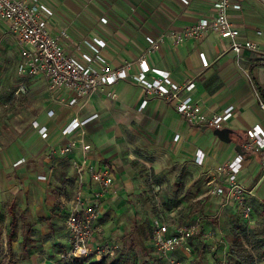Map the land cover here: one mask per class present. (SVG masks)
<instances>
[{"label":"crops","instance_id":"obj_1","mask_svg":"<svg viewBox=\"0 0 264 264\" xmlns=\"http://www.w3.org/2000/svg\"><path fill=\"white\" fill-rule=\"evenodd\" d=\"M40 1L54 10L53 16L49 19L52 32L59 34L62 29H67L69 36L62 37V42L70 53L80 56L82 50H87L83 40L98 36L107 41V45L102 48L104 64L112 68L122 67L126 61L132 64L128 67L130 73L128 78L105 86L104 90H99L90 97L80 98L76 104L69 103L73 94L66 98L60 97V93L54 91L51 95L52 100L40 102L37 115L30 120L31 126L28 130L30 139L25 142L14 141L10 147L12 158L24 159L23 171L31 158L38 157V161L42 162L51 147L63 146L74 138L92 146L90 156L98 167L110 163L119 170L122 157L126 156L131 148L146 149L148 146L163 148L165 145L175 151L173 154L176 161H180L177 162L179 165H187L188 169L195 172L194 181L197 178L205 179L204 175L207 174L211 181L217 174L216 169L220 164L232 161L241 154L244 159L239 180L245 186V194L253 208L252 223L245 222L243 218L242 221L244 225L252 226L264 219V148L256 151L247 150L245 147L248 130L257 124L264 128V109L260 104L264 97L256 87V84H259L264 91L263 0H241V9L229 11L231 20L241 31V39L248 38L260 44L259 51L247 50L242 59H239L238 54L231 49V39L216 33H208L200 38H188L179 43L167 35L154 53L149 54L146 51L147 36H158L171 28L179 29L195 23L213 11L217 0H189L188 3L183 0ZM102 17H107L108 22H102ZM2 19L0 25L11 32L9 24H3ZM18 47L20 51V46ZM202 54L208 61L207 66L202 61ZM140 56H144L152 67L167 70L178 80H194L195 87L186 94H190L194 102L203 105L208 115L222 114L233 107L231 117L223 126L234 130L231 141H225L214 134L215 128L209 129L207 123H191L176 109L173 101L147 92L143 85L135 81L132 76L140 71L137 62ZM96 65L100 68L103 64L96 62ZM155 74L151 72L149 78H153ZM109 92L116 93V96H110ZM146 99L148 102L142 108V102ZM90 117L93 118L71 134L64 133V128L73 120L83 121ZM206 125L207 128L203 127ZM42 127L47 128V137L42 136L40 130ZM129 138L132 141H129ZM239 144L242 145L243 153L237 150ZM81 151L78 147L74 152L66 153L70 161L69 165L63 168L68 171L64 178L67 187L61 194L59 193L56 208L64 218L66 215L63 201L70 198L74 192L75 171L72 161L75 157L81 156ZM49 171L37 173L41 188L46 185L43 180L48 179L51 173ZM24 174L30 180L33 177L29 176L27 170ZM40 176L45 177L41 179ZM98 189L99 187L88 177L89 195H93L92 192ZM37 191L40 193V190ZM112 196L113 191L100 198V201L104 200L105 211L109 207L108 202L113 199ZM198 199L200 210L202 208L204 209L202 212L218 218L221 226L230 229L229 225L234 224L235 229L241 228L236 223V218L240 217V214L236 213L238 211L236 201L211 194L208 190L201 192L193 201ZM48 204L50 208L54 205L52 202ZM30 205L33 207L32 203ZM35 205L39 207L37 202ZM104 216L103 211V221ZM22 217V227L25 234H28L35 223L30 222L25 215ZM161 217L164 221V216ZM13 218L17 221L14 215L12 221ZM12 221L13 229L16 222L12 224ZM179 221L176 217L169 222L174 226ZM107 229L105 222L103 236L105 240L110 238ZM193 239L190 240L193 247L191 255L195 253ZM65 241L69 246V239L66 238ZM242 241L249 245L246 239L243 238ZM149 242L152 245L151 238ZM180 252L184 251L174 253L176 258V254ZM204 264L207 263L204 261Z\"/></svg>","mask_w":264,"mask_h":264},{"label":"rangeland","instance_id":"obj_2","mask_svg":"<svg viewBox=\"0 0 264 264\" xmlns=\"http://www.w3.org/2000/svg\"><path fill=\"white\" fill-rule=\"evenodd\" d=\"M1 22L8 24L3 19ZM17 44L16 37L0 25V264H65L71 260L62 261L60 255L68 247V233L65 218L56 208L59 193L67 187L64 178L68 171L63 168L69 165V158L60 146H53L45 160L31 158L23 171L24 159L12 158L10 147L14 141L30 139V120L37 115L40 102L52 100L54 92L66 98L72 92L52 89L44 75L21 73L24 61ZM211 128L214 127L209 125ZM173 152L165 145L135 147L122 157L121 170L107 162L116 178L111 190L114 196L106 211L104 200L100 201L101 210L108 239L118 245L115 255L107 257L108 263L156 264L151 261L149 241L163 215L168 223L176 217L179 222L200 220L202 231L193 239L195 253H177L180 264H221L223 259L228 264H264V219L252 226L244 225L237 207L240 217L236 223L241 228L235 229L234 224L229 225L230 229L221 226L218 218L200 210L199 199L193 201L201 192L209 191L211 178L207 174L205 179L194 181L195 172L187 165H179ZM26 170L33 176L31 180L24 174ZM47 170L51 173L41 188L37 173ZM49 202L54 203L51 208ZM13 215L17 221L12 229ZM23 215L35 223L28 234L22 227ZM157 264L170 263L165 260Z\"/></svg>","mask_w":264,"mask_h":264},{"label":"built area","instance_id":"obj_3","mask_svg":"<svg viewBox=\"0 0 264 264\" xmlns=\"http://www.w3.org/2000/svg\"><path fill=\"white\" fill-rule=\"evenodd\" d=\"M188 3L189 0H183ZM241 0H217L213 11L199 18L195 23L183 28H171L158 36H147V53L156 51L163 38L167 35L176 42H183L188 38H200L208 33H216L231 39L230 47L243 58L244 52L259 51L260 44L248 38L241 39V31L230 18V9H241ZM54 10L40 0H0V16L9 24L11 32L15 35L20 46L23 65L20 72L26 76L44 75L49 79L52 89L67 88L72 92L70 104H76L80 98L90 97L105 86L114 84L130 76L128 67L130 61L119 68H112L104 64L102 48L107 41L98 36L85 38L83 44L87 50H82L77 56L70 53L62 42V37L67 38L69 33L66 28L59 34H54L50 27L49 19ZM102 22H108L107 17H102ZM262 33V31H258ZM204 65L208 61L204 54L201 56ZM264 58V52H262ZM96 62H101L102 67H97ZM140 71L132 77L143 85L149 93L157 94L174 102L176 109L191 123H207L214 128H223L224 122L232 115L233 107L222 114L208 115L204 106L194 102L187 91H191L196 82L191 79L178 80L169 71L152 67L144 56L137 60ZM151 72L156 73L149 78ZM112 97L116 93L109 92ZM148 100L142 102L145 107ZM264 109V100L260 102ZM96 116V115H95ZM94 117V116H93ZM92 117V118H93ZM86 120H73L64 128L65 134H71ZM41 134L47 137L46 127H42ZM245 142L247 150L260 151L264 148V128L257 124L248 130ZM82 150L80 157H75L72 167L75 171L74 192L70 198L64 199L65 225L68 233L69 246L62 251V261L87 258L100 260L104 257L114 256L117 243L103 239L105 223L102 219L100 198L107 196L114 188L115 178L110 166L98 167L90 156L89 143L74 138L67 144L60 146L63 154L74 152L76 148ZM244 156L238 154L232 161L220 164L215 177L210 181L209 192L217 196H225L228 200L237 202L241 216L247 223L253 221V208L246 196V188L239 180V173L243 166ZM45 177V176H40ZM88 177L99 189L89 195ZM202 231L199 220L179 222L172 224L159 220L152 234V257L154 263L167 260L170 264H180L174 253L183 250L187 254L193 252L190 240ZM221 264H228L226 259Z\"/></svg>","mask_w":264,"mask_h":264},{"label":"trees","instance_id":"obj_4","mask_svg":"<svg viewBox=\"0 0 264 264\" xmlns=\"http://www.w3.org/2000/svg\"><path fill=\"white\" fill-rule=\"evenodd\" d=\"M256 87L258 88L259 91L263 93V97H264V91L262 90L261 86L259 84H256ZM15 222L16 220L15 218H13L12 224H15ZM65 264H119V263H116V262L108 263L107 257H104L100 260H92V259H87V258L75 259Z\"/></svg>","mask_w":264,"mask_h":264},{"label":"water","instance_id":"obj_5","mask_svg":"<svg viewBox=\"0 0 264 264\" xmlns=\"http://www.w3.org/2000/svg\"><path fill=\"white\" fill-rule=\"evenodd\" d=\"M203 127L207 128V125L206 126H203ZM213 132H214V134H216L217 136H219L221 139H223L225 141H231V139H232L231 134L234 132V130L231 129V128H229V127H223V128H215L213 130ZM237 150L240 153H243V148H242V145L241 144H239L237 146Z\"/></svg>","mask_w":264,"mask_h":264}]
</instances>
